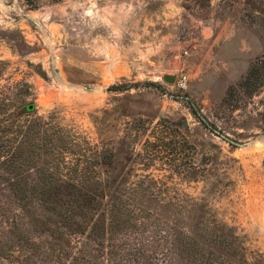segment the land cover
<instances>
[{"label": "rangeland", "instance_id": "rangeland-1", "mask_svg": "<svg viewBox=\"0 0 264 264\" xmlns=\"http://www.w3.org/2000/svg\"><path fill=\"white\" fill-rule=\"evenodd\" d=\"M31 1L0 0V160L27 120L40 151L17 177L0 166V200L45 169L121 187L143 214L195 201L264 257V0ZM254 63L260 90L223 103Z\"/></svg>", "mask_w": 264, "mask_h": 264}, {"label": "trees", "instance_id": "trees-1", "mask_svg": "<svg viewBox=\"0 0 264 264\" xmlns=\"http://www.w3.org/2000/svg\"><path fill=\"white\" fill-rule=\"evenodd\" d=\"M258 67L252 64L228 88L223 103L231 96L249 97L260 90ZM25 110L31 112L33 106ZM42 128L36 120L26 121L18 148L0 160L4 175L14 178L21 174L25 165L21 154L37 155L40 150L33 145V151L31 143ZM1 141L0 137V153ZM28 158L25 160L31 165ZM41 170V180L33 184L7 181L12 198L9 196L8 203L0 200V264H264V257L248 251L233 227L198 215L203 208L198 202L184 207L187 215L180 218L143 214L140 200L128 197L121 187L112 191L100 182L63 181ZM155 208L175 210L178 206L166 202ZM193 223L192 230L184 229L183 225ZM28 225L34 233H48L50 241L41 245V240L27 233Z\"/></svg>", "mask_w": 264, "mask_h": 264}, {"label": "built area", "instance_id": "built-area-1", "mask_svg": "<svg viewBox=\"0 0 264 264\" xmlns=\"http://www.w3.org/2000/svg\"><path fill=\"white\" fill-rule=\"evenodd\" d=\"M187 84V78L186 76H181V78L178 80V88L180 90L184 89L186 87Z\"/></svg>", "mask_w": 264, "mask_h": 264}, {"label": "water", "instance_id": "water-1", "mask_svg": "<svg viewBox=\"0 0 264 264\" xmlns=\"http://www.w3.org/2000/svg\"><path fill=\"white\" fill-rule=\"evenodd\" d=\"M166 81H168V79H165Z\"/></svg>", "mask_w": 264, "mask_h": 264}]
</instances>
